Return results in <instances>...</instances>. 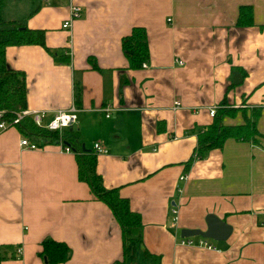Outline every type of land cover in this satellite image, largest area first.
I'll return each mask as SVG.
<instances>
[{
    "label": "crops",
    "instance_id": "1",
    "mask_svg": "<svg viewBox=\"0 0 264 264\" xmlns=\"http://www.w3.org/2000/svg\"><path fill=\"white\" fill-rule=\"evenodd\" d=\"M71 6L82 15L63 30ZM242 6L252 9V24L243 28L236 26ZM0 14L44 31L46 47L68 57L57 60L35 45L5 53L8 67L24 75L28 110L51 117L76 98L77 125L63 135L88 152L96 142L107 150L96 157L97 173L141 217L143 252L159 264H264V138L227 140L187 172L184 166L195 132L213 122L209 111L224 101L258 108L264 136V0H8ZM134 27L146 31V68H131L121 48ZM236 69L246 78L228 91ZM106 107L109 118L98 112ZM242 121L240 113L224 119ZM21 138L16 129L0 134V264H46L45 240L68 246L63 264L122 263L120 227L78 180L75 154L44 141L22 150ZM210 214L232 228L226 241H210L217 251L180 246L181 231H205ZM154 261L140 253L129 264Z\"/></svg>",
    "mask_w": 264,
    "mask_h": 264
},
{
    "label": "trees",
    "instance_id": "2",
    "mask_svg": "<svg viewBox=\"0 0 264 264\" xmlns=\"http://www.w3.org/2000/svg\"><path fill=\"white\" fill-rule=\"evenodd\" d=\"M8 0H0V7L5 5ZM38 7L33 12L35 13ZM252 24V9L250 6H242L239 9L237 27H247ZM40 46L44 48L55 59L68 58L63 52L58 54L49 50L45 45V32L42 30L30 29L24 21L5 20L0 14V112L1 120L10 121L15 114L27 109L26 87L22 72L15 71L8 67L6 63V48L10 46ZM121 48L124 56L129 61L130 67L138 69L149 59V47L146 31L142 27L132 28L130 34L122 39ZM90 68L101 72L94 60L89 59ZM65 62V61H63ZM68 63V61H66ZM246 73L242 69L232 72L231 81L227 90L235 89L242 85ZM74 105L78 108L76 98ZM238 113L242 116V123L228 125L224 123L226 117H235ZM261 111L258 108L253 110L227 108L225 101L221 108L215 112L213 122L210 125L201 127L195 132L197 145L190 159L185 163L187 172L196 161L203 160L207 154L214 149H222L227 140L240 142H250L257 144L259 139L264 138L258 129L257 123ZM17 129L28 137L31 141H44L45 144H58V133L48 132L37 128L30 120L22 121ZM69 129L65 133L69 134ZM41 142V143H42ZM63 145L69 146L75 154L78 167V180L85 183L93 198L105 204L111 211L114 219L120 227L123 242V261L122 263H133L136 260V244L142 245L141 217L132 212L129 201L119 195L118 190H107L102 184V179L97 173V159L92 152H83L82 144L63 135ZM41 256L46 264H63L70 254L68 246L63 242L45 240L41 243ZM148 257H154L156 264L160 263V258L144 252ZM150 255V256H149ZM139 256V255H138ZM3 256L0 251V263ZM154 261V262H155Z\"/></svg>",
    "mask_w": 264,
    "mask_h": 264
},
{
    "label": "built area",
    "instance_id": "3",
    "mask_svg": "<svg viewBox=\"0 0 264 264\" xmlns=\"http://www.w3.org/2000/svg\"><path fill=\"white\" fill-rule=\"evenodd\" d=\"M82 15V10L81 8L77 6H71L70 8V18L68 20H65L61 28L63 30H69L71 27V24L73 21L79 19ZM170 21V20H168ZM177 64L179 66H183V62L178 61ZM146 63L142 64V68H146ZM179 102L174 103V109H178L180 107ZM113 110L111 108H104V109H99L98 112H103L106 114V118H109L111 115V112ZM80 110L72 104L68 110H59L52 112L51 117L49 116V112L45 111H39V110H28L24 109L19 111L18 113L15 114L14 118H12L10 121L7 120H1L0 121V134L3 132L9 130V129H17L18 125L28 119L30 120L37 128L46 130L48 132H57L59 139H58V144L62 150V152L65 153H70L72 152L70 147L63 145V134L66 130L73 128L75 125H77L78 119V113ZM216 110L211 109L209 111V114L211 117L215 115ZM2 116V113L0 112V117ZM19 132V130H18ZM21 134V133H20ZM22 135V134H21ZM41 141V140H39ZM39 141H31L28 137H25L22 135V138L20 139L19 142V147L22 150H28V151H35L40 149L44 144L43 143H38ZM93 153L96 156L103 155L107 153V150L104 149L100 143L96 142L92 146ZM187 179V173H184L180 176V181L186 180ZM179 192V190H178ZM171 215L172 217V222L175 223L177 220V210L175 207H172L171 209ZM180 246H186V247H196V248H202L206 249L209 251H217L216 246H214L210 240L204 239L201 237H194V238H184L181 239L179 242ZM15 253L17 257L21 256L22 254V248L18 247L15 250Z\"/></svg>",
    "mask_w": 264,
    "mask_h": 264
},
{
    "label": "water",
    "instance_id": "4",
    "mask_svg": "<svg viewBox=\"0 0 264 264\" xmlns=\"http://www.w3.org/2000/svg\"><path fill=\"white\" fill-rule=\"evenodd\" d=\"M83 152H86V150L83 149ZM205 223V231L183 229L180 234L181 238L201 237L214 242H224L230 237L232 228L216 216L211 214L208 215L205 219Z\"/></svg>",
    "mask_w": 264,
    "mask_h": 264
},
{
    "label": "rangeland",
    "instance_id": "5",
    "mask_svg": "<svg viewBox=\"0 0 264 264\" xmlns=\"http://www.w3.org/2000/svg\"><path fill=\"white\" fill-rule=\"evenodd\" d=\"M227 106V105H226ZM227 108H229V106H227ZM58 146H59V144H57ZM60 147V146H59ZM211 241V240H210ZM136 248H137V256H136V258H138V255H140V253H142V258L143 259H147L148 258V256L147 255H145V253L140 249V245H138V244H136ZM120 264H122V263H120Z\"/></svg>",
    "mask_w": 264,
    "mask_h": 264
},
{
    "label": "bare ground",
    "instance_id": "6",
    "mask_svg": "<svg viewBox=\"0 0 264 264\" xmlns=\"http://www.w3.org/2000/svg\"><path fill=\"white\" fill-rule=\"evenodd\" d=\"M182 62V61H181Z\"/></svg>",
    "mask_w": 264,
    "mask_h": 264
}]
</instances>
